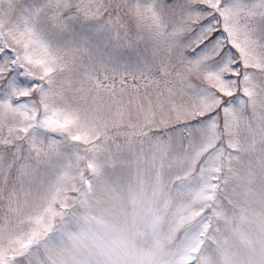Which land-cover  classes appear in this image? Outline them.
<instances>
[{"label": "snow or ice", "instance_id": "obj_1", "mask_svg": "<svg viewBox=\"0 0 264 264\" xmlns=\"http://www.w3.org/2000/svg\"><path fill=\"white\" fill-rule=\"evenodd\" d=\"M0 264H264V0H0Z\"/></svg>", "mask_w": 264, "mask_h": 264}]
</instances>
